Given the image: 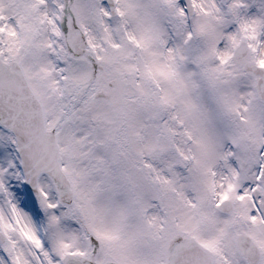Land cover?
I'll list each match as a JSON object with an SVG mask.
<instances>
[{"label":"snow or ice","instance_id":"obj_1","mask_svg":"<svg viewBox=\"0 0 264 264\" xmlns=\"http://www.w3.org/2000/svg\"><path fill=\"white\" fill-rule=\"evenodd\" d=\"M0 264H264V0H0Z\"/></svg>","mask_w":264,"mask_h":264}]
</instances>
